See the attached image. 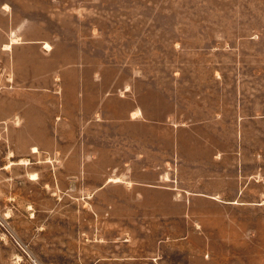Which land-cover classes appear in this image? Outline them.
<instances>
[{"label": "rangeland", "instance_id": "obj_1", "mask_svg": "<svg viewBox=\"0 0 264 264\" xmlns=\"http://www.w3.org/2000/svg\"><path fill=\"white\" fill-rule=\"evenodd\" d=\"M0 3L28 38L48 37L82 63L90 88L99 71L112 93L103 120L74 125L51 126L31 109L38 124L27 126L9 108L0 125V264H98L103 241L126 231L142 258L101 264H264V0ZM134 108L142 113L129 120ZM116 175L139 184L133 192L105 184ZM197 181L225 198L242 189L247 203L218 234L232 246L215 238L218 253H197L198 241L179 238L146 205L113 204L156 198L152 186L195 192Z\"/></svg>", "mask_w": 264, "mask_h": 264}, {"label": "crops", "instance_id": "obj_2", "mask_svg": "<svg viewBox=\"0 0 264 264\" xmlns=\"http://www.w3.org/2000/svg\"><path fill=\"white\" fill-rule=\"evenodd\" d=\"M11 15L13 9L0 3V125L5 123L9 108L14 105L19 120L27 126L38 124L36 120H31V109L35 110V116L41 113L42 117L50 120L48 124L51 126L74 125L70 119L103 120L107 97L112 93L107 92L99 71L93 73L90 88L86 68L82 63H74L68 57H63L59 46L49 41L48 37L28 38L26 35L29 27L26 24H14ZM45 43L50 48L43 46ZM141 113L139 108L130 109L128 118L135 120ZM34 136L37 140L38 136ZM53 136L56 141L63 140L60 133H53ZM111 177H119L120 181H109ZM197 182L200 184L195 185V192L180 185L152 186L156 190V198L135 197L126 199L130 200L126 203L115 197L113 204L146 205L157 218L170 219L172 227L181 231L179 238L187 242L192 239L198 241L197 253H218L213 249L214 241L218 240L215 238L220 237V232L225 235L232 229L233 211L247 206V203L238 198L243 194L242 189L238 190L237 197L225 198L220 190L213 191L203 185L205 182ZM109 183L124 184L129 192H133L135 185L139 184L119 175L108 177L105 184ZM132 237H136L133 232L126 231L120 232L119 236L115 235L113 240H104L101 246L107 251L99 257L98 264L102 261L140 260L142 257L139 249L133 247L136 244L130 241ZM223 241V244L232 246L231 239L225 237L222 240L220 237L218 243L222 244Z\"/></svg>", "mask_w": 264, "mask_h": 264}, {"label": "bare ground", "instance_id": "obj_3", "mask_svg": "<svg viewBox=\"0 0 264 264\" xmlns=\"http://www.w3.org/2000/svg\"><path fill=\"white\" fill-rule=\"evenodd\" d=\"M46 46H49V45L47 44ZM49 48H50V46H49ZM32 151H33V152H37V151H38L37 147L34 146V147L32 148ZM21 163H25V160L21 161ZM10 165H11V164H10ZM109 180L119 181V178H110Z\"/></svg>", "mask_w": 264, "mask_h": 264}]
</instances>
